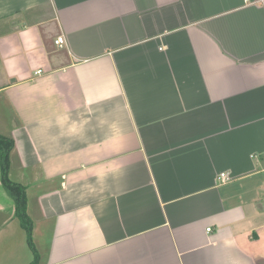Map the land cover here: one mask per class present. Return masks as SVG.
<instances>
[{"label":"crops","instance_id":"crops-1","mask_svg":"<svg viewBox=\"0 0 264 264\" xmlns=\"http://www.w3.org/2000/svg\"><path fill=\"white\" fill-rule=\"evenodd\" d=\"M0 135L39 264H264V0H0Z\"/></svg>","mask_w":264,"mask_h":264},{"label":"trees","instance_id":"trees-1","mask_svg":"<svg viewBox=\"0 0 264 264\" xmlns=\"http://www.w3.org/2000/svg\"><path fill=\"white\" fill-rule=\"evenodd\" d=\"M15 149V142L12 138L0 135V166L1 182L9 196L15 202V217H17L24 227L29 246L34 254V260L31 264H39V255L33 239V221L28 215V199L26 188L22 184L13 182L10 178L11 157Z\"/></svg>","mask_w":264,"mask_h":264},{"label":"built area","instance_id":"built-area-1","mask_svg":"<svg viewBox=\"0 0 264 264\" xmlns=\"http://www.w3.org/2000/svg\"><path fill=\"white\" fill-rule=\"evenodd\" d=\"M64 43H65V39L62 37L56 41V44L59 45L60 47H62L64 45ZM221 177H222V182H227L229 180V178L226 174H222ZM209 231H210V229H209Z\"/></svg>","mask_w":264,"mask_h":264}]
</instances>
